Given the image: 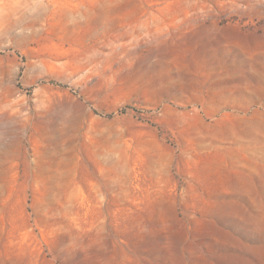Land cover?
<instances>
[{
    "label": "rangeland",
    "instance_id": "rangeland-1",
    "mask_svg": "<svg viewBox=\"0 0 264 264\" xmlns=\"http://www.w3.org/2000/svg\"><path fill=\"white\" fill-rule=\"evenodd\" d=\"M0 264H264V0H0Z\"/></svg>",
    "mask_w": 264,
    "mask_h": 264
}]
</instances>
